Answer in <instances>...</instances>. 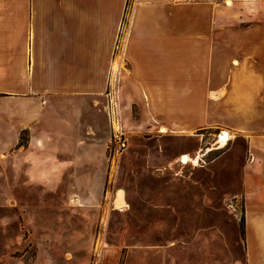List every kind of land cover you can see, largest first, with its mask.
Instances as JSON below:
<instances>
[{"label":"crops","instance_id":"crops-1","mask_svg":"<svg viewBox=\"0 0 264 264\" xmlns=\"http://www.w3.org/2000/svg\"><path fill=\"white\" fill-rule=\"evenodd\" d=\"M0 83V264H264V0H0Z\"/></svg>","mask_w":264,"mask_h":264},{"label":"rangeland","instance_id":"rangeland-1","mask_svg":"<svg viewBox=\"0 0 264 264\" xmlns=\"http://www.w3.org/2000/svg\"><path fill=\"white\" fill-rule=\"evenodd\" d=\"M1 87H3L2 83H0V88ZM225 131L226 130H223L220 128H211V129H207V130H203V131L199 132L201 135H203V141L200 145V148H201L202 153L205 155L203 158V160L205 162H210V161L214 160L215 158H217L218 156L223 154L230 147L229 141L227 142V144L225 146H221V144H218L220 142L221 134ZM114 137L117 138V140H121V143H126L125 136L123 134L116 133V134H114L113 138ZM113 145L110 144L109 149H108V158L110 159V162L112 165L115 164V158H118L124 152V150L123 151L119 150L120 149V147L118 146L119 143H117V145H114V150H113ZM189 149H190V147L188 145H186L183 151H188ZM178 151L181 152L182 150L178 149ZM110 190H111V188H110ZM108 192H109V189L107 191V194H108ZM26 211H28L25 215V217L27 219H32L35 217L34 216L35 211H33L32 209H29ZM239 212H240V220H241L243 210L239 209ZM44 215H45V213L42 214V216H44ZM100 232H101V229L99 226L98 234ZM36 256H37V248H36V246H32V245H30V246L26 247L25 249L20 250L17 253L13 254L14 258L21 260L25 264H33V262H35ZM123 260H124V258L122 256L119 264H122ZM92 261L95 262L96 257L93 256ZM57 262L59 264H65L66 257L64 255L61 257H58ZM54 263L56 264V262H54Z\"/></svg>","mask_w":264,"mask_h":264},{"label":"bare ground","instance_id":"bare-ground-1","mask_svg":"<svg viewBox=\"0 0 264 264\" xmlns=\"http://www.w3.org/2000/svg\"><path fill=\"white\" fill-rule=\"evenodd\" d=\"M231 138H230V134H229V132L228 131H225V132H223L222 134H221V137H220V142H219V144H221V146H225L226 144H227V142L230 140ZM181 161L183 162V163H188L189 161H190V157H188V156H183L182 158H181ZM117 207L118 208H120L121 206L119 205V202H118V204H117Z\"/></svg>","mask_w":264,"mask_h":264},{"label":"built area","instance_id":"built-area-1","mask_svg":"<svg viewBox=\"0 0 264 264\" xmlns=\"http://www.w3.org/2000/svg\"><path fill=\"white\" fill-rule=\"evenodd\" d=\"M115 143V144H114ZM117 143H119V147H120V149L119 150H121V151H123V150H125V148H126V143H121V140H117V138H113L112 139V141H111V143L110 144H114V145H117ZM114 145H113V150H114Z\"/></svg>","mask_w":264,"mask_h":264},{"label":"trees","instance_id":"trees-1","mask_svg":"<svg viewBox=\"0 0 264 264\" xmlns=\"http://www.w3.org/2000/svg\"><path fill=\"white\" fill-rule=\"evenodd\" d=\"M23 142H24V137H23ZM244 225H245V220H244V216L242 215L241 216V228H242V231H244Z\"/></svg>","mask_w":264,"mask_h":264}]
</instances>
